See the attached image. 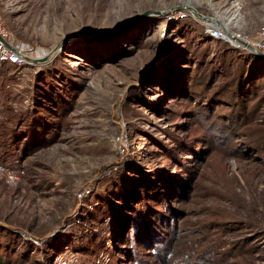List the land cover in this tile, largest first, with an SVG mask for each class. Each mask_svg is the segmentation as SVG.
<instances>
[{"label": "rangeland", "instance_id": "374dc122", "mask_svg": "<svg viewBox=\"0 0 264 264\" xmlns=\"http://www.w3.org/2000/svg\"><path fill=\"white\" fill-rule=\"evenodd\" d=\"M0 17L26 57L0 63V227L36 246L15 264H48V238L86 246L76 264H165L180 238L199 242L167 264H264V51L241 42L264 0H0ZM139 173L175 188L130 210Z\"/></svg>", "mask_w": 264, "mask_h": 264}, {"label": "trees", "instance_id": "16d2710c", "mask_svg": "<svg viewBox=\"0 0 264 264\" xmlns=\"http://www.w3.org/2000/svg\"><path fill=\"white\" fill-rule=\"evenodd\" d=\"M233 90V89H232ZM140 175H142L143 179L141 181H139L138 185H137V189H135L134 191L130 192V191H126L124 193V196L122 199H124L125 201H127V205L128 209L132 208V204H137L138 202H142V200L144 199V197L142 196V189L143 188H147V191L151 192L153 190H157V188H160L162 190H165L166 187H171L169 189V191L167 192V194L171 191H173V189L175 188L174 186L169 185L168 181L165 179L164 176L162 175H158L157 181H153L152 177H145L143 174L139 173ZM159 180V181H158ZM148 183V184H147ZM126 205V206H127ZM132 210V209H130ZM131 220L127 219L125 224H124V228L123 231H121L119 238L120 241H123V244H130V235H131V228L132 225L130 224ZM1 232H2V237L4 238V240L0 239V264H15V260H13V256L16 255V257H14L15 259H19L22 260L25 258V252H26V248L29 246L33 247L34 249H36V246L33 245L31 242H25L24 244L21 245V247L19 245H17L18 242V238H20V236L14 232H12L11 230H5L3 227H0ZM190 237V236H189ZM1 238V236H0ZM188 238V237H186ZM181 239V238H180ZM180 239H174V241L168 243V245L166 244L165 247L162 248V262L167 264V260H165V257L167 254H170L171 251L175 253V255H185V253H188L189 255H191V253L194 251V248L196 246V244L199 242L197 239L195 240H189V241H184L182 242L184 246V249L179 248V249H175L176 242H179ZM117 240V239H116ZM68 244V241L65 240L64 243L61 239H54V238H48L45 242V244L43 245L42 248H40V250L43 251V249H45V253L48 254V258H49V262L48 264H51V259L52 256L58 252H60L62 249H64V245ZM66 246V245H65ZM84 247L86 249V246H83L82 244L79 245L77 247V249L75 250L76 252H83ZM33 249V250H34ZM103 249V248H102ZM92 250V249H90ZM85 252V250H84ZM144 262V261H142ZM141 263V264H145ZM40 264H44V263H40ZM137 264V263H136Z\"/></svg>", "mask_w": 264, "mask_h": 264}, {"label": "built area", "instance_id": "2783aa9c", "mask_svg": "<svg viewBox=\"0 0 264 264\" xmlns=\"http://www.w3.org/2000/svg\"><path fill=\"white\" fill-rule=\"evenodd\" d=\"M210 32L213 36L219 38L242 39L239 34L231 33L233 38L231 39L226 32V27L220 24H212L209 22ZM228 30V29H227ZM253 45L259 50L264 51V32L260 36V39L253 42ZM16 48L18 51H16ZM26 61L25 53L18 49L14 45L10 38V32L4 21L0 17V63H11V64H21ZM79 261L78 252L71 250L68 246L64 247V250L56 253L51 261V264H76Z\"/></svg>", "mask_w": 264, "mask_h": 264}, {"label": "water", "instance_id": "95a60500", "mask_svg": "<svg viewBox=\"0 0 264 264\" xmlns=\"http://www.w3.org/2000/svg\"><path fill=\"white\" fill-rule=\"evenodd\" d=\"M185 8L189 9L193 15L201 20H204L206 22H216V23H219L220 25L221 22H219L218 19L214 18V17H209V16H205L203 15L202 13H200L197 9L191 7V6H184ZM242 43H244L245 45L249 46L251 49L255 50V51H258V52H261L259 51L257 48H255L253 45L249 44L247 41H244V40H241ZM16 51H18L16 48H14ZM27 59L31 60V58H29L27 56Z\"/></svg>", "mask_w": 264, "mask_h": 264}, {"label": "bare ground", "instance_id": "6f19581e", "mask_svg": "<svg viewBox=\"0 0 264 264\" xmlns=\"http://www.w3.org/2000/svg\"><path fill=\"white\" fill-rule=\"evenodd\" d=\"M233 19H234V18H231L230 21H232ZM221 24H222V23H221ZM226 25H227V24H224V23L222 24V26L226 27L225 29L227 30V26H226Z\"/></svg>", "mask_w": 264, "mask_h": 264}]
</instances>
